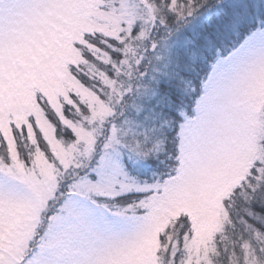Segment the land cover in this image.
I'll list each match as a JSON object with an SVG mask.
<instances>
[{
	"label": "snow or ice",
	"instance_id": "6c2138e0",
	"mask_svg": "<svg viewBox=\"0 0 264 264\" xmlns=\"http://www.w3.org/2000/svg\"><path fill=\"white\" fill-rule=\"evenodd\" d=\"M256 62L264 0H0V264H264Z\"/></svg>",
	"mask_w": 264,
	"mask_h": 264
},
{
	"label": "rangeland",
	"instance_id": "374dc122",
	"mask_svg": "<svg viewBox=\"0 0 264 264\" xmlns=\"http://www.w3.org/2000/svg\"><path fill=\"white\" fill-rule=\"evenodd\" d=\"M258 43V41H257ZM55 49H53V54ZM264 106V64L256 62L249 74L246 76L241 84L238 96L235 102V107L232 110L230 129L236 139L244 144L249 138H254L261 135L263 128L262 117ZM20 150L26 157L29 150L26 147V142L20 139ZM30 144V142H28ZM127 171V169L125 168ZM128 176L135 178L139 182H144L131 175L128 171ZM124 179L123 176L118 177ZM157 179H152L147 182H155ZM140 195V193H134ZM129 195V194H125ZM130 202V200H122L121 203ZM99 224L103 225V221H98ZM115 223L121 224V221Z\"/></svg>",
	"mask_w": 264,
	"mask_h": 264
},
{
	"label": "trees",
	"instance_id": "16d2710c",
	"mask_svg": "<svg viewBox=\"0 0 264 264\" xmlns=\"http://www.w3.org/2000/svg\"><path fill=\"white\" fill-rule=\"evenodd\" d=\"M263 111V117H262V123L263 128L261 131V135L264 134V106L262 108ZM50 119H54V114H50ZM138 132L143 134L145 131V126H141L137 129ZM19 148L21 146L20 139L18 141ZM167 148L169 150L172 149V140L171 137L169 138L167 142ZM21 153H23L21 151ZM4 147L3 145H0V155H4ZM174 163L171 159H169V152L165 151L164 146H161L158 153L153 155L152 157H149L147 159H138L135 163H129L126 165L127 171L135 176L137 179L141 181H150L152 179H161L162 175L170 171L171 165ZM128 196V195H126Z\"/></svg>",
	"mask_w": 264,
	"mask_h": 264
}]
</instances>
